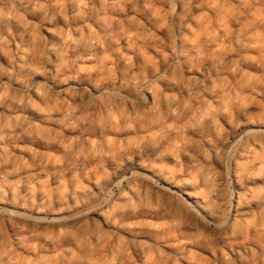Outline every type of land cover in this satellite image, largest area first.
Wrapping results in <instances>:
<instances>
[{
  "label": "rangeland",
  "instance_id": "1",
  "mask_svg": "<svg viewBox=\"0 0 264 264\" xmlns=\"http://www.w3.org/2000/svg\"><path fill=\"white\" fill-rule=\"evenodd\" d=\"M0 264H264V0H0Z\"/></svg>",
  "mask_w": 264,
  "mask_h": 264
}]
</instances>
